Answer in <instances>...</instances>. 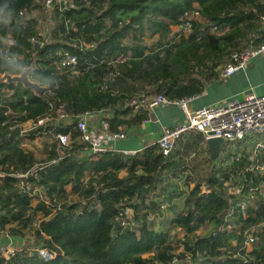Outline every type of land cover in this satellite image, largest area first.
Here are the masks:
<instances>
[{
	"label": "trees",
	"instance_id": "trees-1",
	"mask_svg": "<svg viewBox=\"0 0 264 264\" xmlns=\"http://www.w3.org/2000/svg\"><path fill=\"white\" fill-rule=\"evenodd\" d=\"M44 1L0 0V72L18 73L35 54L38 68L30 78L48 88L39 98L20 86H0V92L11 90L0 106V173H28L31 191L37 188L32 195L12 185L19 179L2 178L0 230L28 227L35 249L44 247L52 258L24 247L9 260L0 257V264H264V197L259 194L264 172L247 170L252 147L231 155L226 142L212 169L207 151L198 164L194 154L189 158V147L176 150L180 143L168 157L156 145L133 155L114 150L91 154L74 122L56 128L46 122L36 129L68 136L65 147L57 148L52 140L39 167L31 169L33 154L18 146L20 126L45 115L55 120L59 105L70 115L109 107L112 115L105 121L110 128H126L147 118V109L133 112L124 105L125 98L135 97L138 84L152 90L150 98L200 94L259 32L264 0H71L56 11L58 24L48 41L29 17ZM172 27L174 40H167ZM211 28L226 32L212 34ZM147 34L158 35L157 48L145 45ZM7 36L6 46L2 40ZM262 44L264 35L255 40L256 46ZM66 55L74 56L76 65L62 70L58 67ZM69 68L78 75L69 77ZM124 85L127 89H121ZM195 138L191 147L205 142L200 134ZM183 158L190 159L189 175L182 177L185 191L177 194L184 195L186 210L155 227L160 206L153 200L152 207L144 203L158 187L176 188L169 180L177 177ZM257 160L264 162V149ZM174 231L184 232L176 241L179 252L172 245Z\"/></svg>",
	"mask_w": 264,
	"mask_h": 264
},
{
	"label": "built area",
	"instance_id": "built-area-1",
	"mask_svg": "<svg viewBox=\"0 0 264 264\" xmlns=\"http://www.w3.org/2000/svg\"><path fill=\"white\" fill-rule=\"evenodd\" d=\"M71 0H45L43 7L46 9H53V6H58L57 11H63L69 6ZM25 11L19 12V16H23ZM31 17L34 16V11L29 13ZM264 20V18H262ZM185 33L190 32L189 26L186 27ZM259 36L253 34L247 41L246 48L241 53H235L231 56V62L227 64L221 71L222 77H228L235 72L243 68L244 64L259 55L264 54V44L256 46L255 40ZM35 42V40H32ZM76 65V59L74 56L66 55L60 64V69L64 70L67 67H74ZM60 70L59 72L61 73ZM69 77H76L78 72L73 68H69ZM199 94L192 95L190 97L182 98L179 100H169L163 96H157L151 98L146 103L138 101L137 99L125 98L124 105L131 107L134 110L138 108L152 109L158 105H177L181 108L185 115V122L175 125L171 128L162 129L159 137L153 145L157 146L158 152L163 157H168L173 147L178 144L179 138L183 134L195 133L200 134L204 140L210 137L223 138L225 142L236 143L239 141H245L247 138L253 135L264 136V93L261 95L249 94L243 99H230L218 103L213 106H204L196 110L190 111L188 104L197 98ZM3 104V97H0V106ZM56 119L66 118L70 123L74 122L77 131L80 134V139L87 145L88 153H102L109 150L104 144L91 137L88 129V121L91 117H103L112 114V110L109 107H102L93 111H85L78 115H70L64 112V105H59L56 109ZM104 118V117H103ZM50 121L49 115H45L37 118L35 121H28L20 126L18 136L24 137L29 131L36 132V129ZM27 124V126H26ZM125 134L123 131L116 132L112 135L114 140L124 139ZM52 138L55 141V146L65 147L68 144V136L61 133L52 134ZM264 149V142L257 141L252 145V151L249 155L250 165L247 170L251 172H258L262 174L264 172V162L257 160L258 153ZM137 151H122L124 155H133ZM17 171V170H16ZM6 176L26 177L28 173L12 172V174L0 173V182L2 178ZM18 179V178H17ZM264 188V185L261 186ZM236 189V188H235ZM261 190V189H260ZM259 190V194L264 197V193ZM36 194L37 189L34 190ZM227 192L230 190L227 188ZM235 193H239L236 189ZM233 199H231V202ZM131 210L126 209L127 214ZM128 215V214H127ZM264 226V225H263ZM253 239L250 235L247 236L246 244L252 243ZM39 256L45 260L52 258V254L49 253L44 247L34 249ZM17 252L14 249V240L11 236L5 234L0 244V257L4 260H9L15 256Z\"/></svg>",
	"mask_w": 264,
	"mask_h": 264
},
{
	"label": "crops",
	"instance_id": "crops-1",
	"mask_svg": "<svg viewBox=\"0 0 264 264\" xmlns=\"http://www.w3.org/2000/svg\"><path fill=\"white\" fill-rule=\"evenodd\" d=\"M259 32L254 33L258 36L264 35V20H260L259 24ZM222 71V70H221ZM6 91L7 89H3ZM264 93V54L259 55L253 59H250L247 61L243 68L240 69L239 71L235 72L234 74L228 76V77H222L221 73L220 76L212 81H209L205 84L204 90L197 96L196 99L192 100L188 104V109L190 111L196 110L200 107L204 106H213L218 103H221L226 100L230 99H243L245 96L249 94H255V95H261ZM8 98L11 97V93L7 95ZM4 100V97H3ZM135 110H133L134 112ZM112 115V114H110ZM109 115V116H110ZM123 118L122 115L118 116V119ZM106 119V118H105ZM104 119V131L102 129V125L95 123L93 124V120L89 119L88 121V129L90 132V135L93 139L101 141L105 147H107L109 150H114L117 152H122V151H141L145 149L146 147L153 145L157 138L159 137L162 129L164 128H171L175 125L182 124L185 122V115L182 112L181 108L177 105H158L153 107L152 109H148L147 112V118L144 120L142 123L136 126H131V127H123L121 125L116 124L114 127L112 126L110 128V125L108 122H106ZM67 123L66 121L63 120H58L55 119L53 121H50L47 123V126L56 128L60 125H63ZM70 123V122H69ZM25 124V123H24ZM27 126V124H26ZM100 126V127H98ZM112 129V130H111ZM35 131V130H34ZM34 131H29L25 138H22L23 140L21 143L18 145L21 147L22 142H26L28 145L33 143V140H37L41 138V136H46L45 138H50L52 137L51 133L48 132H35ZM123 131L125 134L124 139H118L114 140L112 138V135L116 132ZM31 135L33 138H31ZM184 137L182 140H180L179 146H177L176 150H182L184 147H189L187 150L188 152L191 149L193 141H196L197 139L195 137V133H187L183 134ZM30 136V138H29ZM31 139V141H29ZM205 141V140H204ZM51 141H47L42 148L41 153H38L40 158L36 159L34 158V163L31 169L35 167H39L41 164L38 162L39 159L46 158L47 152L49 151V145L51 144ZM205 143V142H204ZM26 144V145H27ZM47 146V147H46ZM186 151V150H185ZM186 151V152H187ZM26 152H31L33 154V157H36V151L34 149H28ZM209 153V152H208ZM193 155V152H191L190 157ZM209 156V155H208ZM189 158H183L182 159V165L186 162V165L183 167L182 176L185 179L189 175V168H190V163H189ZM14 172H20V170L14 171ZM14 177L15 179H19L18 182L15 184L12 183V185H15L17 189L22 190V191H29L30 193H35L34 190L37 188H34L32 191L30 189L31 184L26 181V177H16V176H11ZM17 179V180H18ZM172 179H170V183ZM166 183V182H165ZM164 183V184H165ZM169 183V184H170ZM1 184V182H0ZM160 189L163 190L164 196H162L164 199L162 200L159 196H155L154 201L160 206V209H166L169 208L168 210L161 211L164 212V215L158 214L160 212L159 210H156V213L158 216H155V220L158 219V222L161 221L163 218L166 219V221L174 214V213H182L184 214L186 210V206L183 204V199L184 195L181 194L179 197L178 193H181V191H178V189L173 190V194L169 193L171 189H169L168 186H161L158 187L157 190ZM175 189V188H174ZM186 189V188H185ZM70 186L67 185L65 186V192L67 194L70 193ZM154 192V191H153ZM176 192V193H175ZM158 193V192H156ZM2 195V192L0 191V196ZM70 197V196H68ZM181 202H179V200ZM146 201H152L150 198V195L147 197ZM145 201V202H146ZM161 201L164 202V204H160ZM148 207H152V205H148ZM29 213V212H28ZM166 213V214H165ZM164 216V217H163ZM0 230V243L2 242L1 240L4 238L3 232Z\"/></svg>",
	"mask_w": 264,
	"mask_h": 264
},
{
	"label": "rangeland",
	"instance_id": "rangeland-1",
	"mask_svg": "<svg viewBox=\"0 0 264 264\" xmlns=\"http://www.w3.org/2000/svg\"><path fill=\"white\" fill-rule=\"evenodd\" d=\"M61 1V0H60ZM69 2V0H68ZM58 8V6L56 7ZM56 9H46L44 8L43 6L39 9V10H35L34 11V16L33 18L36 19L37 21V26H36V29L40 35V37H42V40L43 41H48L51 39L52 37V32L53 30L56 28V25L58 24V18H57V14H56ZM188 17L191 16V14H187ZM29 17H31L29 15ZM176 31V27H172L171 28V34L167 37V40H174L172 39V36H173V33ZM210 33L212 34H221V33H224L226 32V29L224 30H216L215 28H211L209 30ZM158 35H154L152 37L145 35L144 37V43L145 45L149 48V49H154V48H157V45L160 43V41L158 40ZM3 44L4 45H8L9 44V36H7V38H4L2 40ZM6 89V88H4ZM121 89H127V86L124 85L121 87ZM2 91H4L2 89ZM129 91V89L127 90ZM150 91H152L147 85H144V84H138L136 85V93H135V97H131L132 99H137L138 101H142L143 103H146L147 101H149L151 98L150 96ZM11 93V90L9 91H4V92H0V97H4L6 95V93ZM111 116V115H110ZM110 116H103V117H91L90 120L92 119L93 120V124L97 125V123L101 124L102 125V129L104 131V119L107 118V117H110ZM59 120H63V121H66V122H69L68 119L66 118H63V119H59ZM89 120V121H90ZM95 122V123H94ZM49 123V121L47 122ZM88 123V122H87ZM100 127V126H98ZM46 136H41V138L37 139V140H33V143L31 144H27L26 142H22V144H24V146L22 145L20 148V150H23V152H26V150L28 149H34V151H36V157L34 156V158L38 159L40 158V156H38L39 154L38 153H41L40 151H42V148H43V145L47 142V141H51L52 142V137L50 136V138H45ZM184 137V135H181V137L179 138V141L178 143H180V140H182ZM19 138H25V137H20ZM23 140V139H22ZM21 140V141H22ZM31 141V139L29 140ZM257 141H262L264 142V136L263 135H253L252 137L250 138H247L244 142L242 143H231L230 146L227 148L228 151L231 155H234L239 149L240 150H243V148H249V147H252L253 144H255ZM27 144V145H26ZM191 152H193V154L195 155V158H194V162H197L198 164L200 163V161L205 157V154H206V146H205V143H194L193 144V147H191ZM208 152V151H207ZM225 152L226 154H229ZM184 165H186V162L182 165L184 167ZM183 167H180V170L178 172V175L177 177L173 178L171 180V182L176 186V188H172V187H169L170 192L169 193H172L173 194V190H176L178 189V191H181V192H184L185 191V186H184V181L183 179L181 178L182 176V172L183 171ZM262 193H264V188H262L260 190ZM158 192V193H156ZM164 192V189L161 190L160 189V192L159 190L155 189L154 192L153 191H150L148 195H150V198L151 200L154 201V198L155 196H159L160 194V198L162 196H164V194L162 195V193ZM185 194V193H184ZM78 199H81V198H78ZM162 200L164 199L163 197L161 198ZM179 202L180 199H178ZM149 204V201H146L144 203V205H148ZM159 204V203H158ZM160 204H164L163 201H161ZM34 205H35V201L32 202L31 204V209L34 208ZM169 208H164V209H160L161 211H165V210H168ZM31 212V210L29 211ZM128 216H131V211L127 213ZM158 214H162L164 215V212H158ZM166 214V213H165ZM40 214L36 213V215L33 217V219L35 221L38 220ZM164 217V216H163ZM153 218V216L151 215L149 217V219L151 220ZM166 221L165 218H163L161 221L158 222V219H156V223H154V226L155 227H160L164 222ZM20 229V232H17V230ZM18 229V226H7L6 229L2 230L1 232H3V236L5 234L11 236L14 240V249L16 251H21L24 247H27L30 251L31 250H34L36 245L34 243V240L33 238L28 234V227L27 228H20L19 227ZM12 231V232H11ZM197 233H200V231H198ZM184 232L182 231H174L172 232V245L174 247H176V252H179L181 250V247L179 245H177L178 242H176L178 239H181L182 236H183ZM3 240V239H2ZM1 240V241H2ZM1 244V243H0ZM246 248L247 250H250L251 246L250 244H246Z\"/></svg>",
	"mask_w": 264,
	"mask_h": 264
},
{
	"label": "water",
	"instance_id": "water-1",
	"mask_svg": "<svg viewBox=\"0 0 264 264\" xmlns=\"http://www.w3.org/2000/svg\"><path fill=\"white\" fill-rule=\"evenodd\" d=\"M39 46L34 45L37 49ZM36 55H32V61L29 66L18 69V73L11 74L8 72H0V86H20L25 91L31 92L36 97H41L45 92L48 91L46 86H42L36 81L30 78V74L37 70ZM225 140L219 137H210L205 140V146L209 152V168L218 166L220 151L222 146L225 144ZM43 190V189H42Z\"/></svg>",
	"mask_w": 264,
	"mask_h": 264
}]
</instances>
